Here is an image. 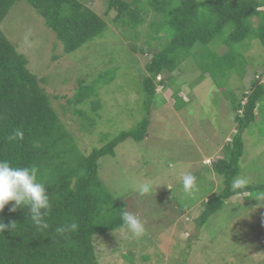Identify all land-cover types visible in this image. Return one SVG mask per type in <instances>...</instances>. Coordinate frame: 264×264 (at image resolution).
Wrapping results in <instances>:
<instances>
[{"label": "rangeland", "instance_id": "rangeland-1", "mask_svg": "<svg viewBox=\"0 0 264 264\" xmlns=\"http://www.w3.org/2000/svg\"><path fill=\"white\" fill-rule=\"evenodd\" d=\"M77 1L101 16L106 25L71 52L64 51L44 18L25 0H17L9 8L0 27L24 54L28 68L43 78L52 107L84 154L120 132L134 129L144 118L149 120L142 140L127 138L116 145L113 156L104 155L98 161L100 178L118 201H126L128 212L136 214L146 228L140 239L133 238L126 228L95 235L99 263L264 264V193L230 197L201 226L195 222L202 202L222 188L211 163L223 155L236 128L228 93L240 98L252 80L264 82L262 44L251 40L238 45L246 54L253 53L249 47L257 52L253 67L249 62L239 76L238 68L244 69V65H236L237 72L227 77L228 87L222 88L214 80L215 72L204 68L210 63L200 54L194 56L199 47L193 46L172 75L165 77L167 84L156 83V96L147 106L142 88L145 65L151 51L168 42L159 24L147 27L150 16L154 21L161 18L152 11L153 1L139 0L145 22L135 30L115 20L117 11H107V0ZM257 21L254 18L252 23ZM203 49L221 54L227 46L214 38ZM218 79L224 80L220 74ZM78 80L85 85L95 82L96 108L91 107L90 99L78 105L67 103ZM74 107L88 113L94 125L83 122L72 112ZM258 108L255 122L242 134L244 152L235 177L247 183L264 181V132L258 130L262 128ZM187 172L197 177V190L192 195L182 186L181 175ZM144 182L156 186L155 192L141 196L133 190L134 185Z\"/></svg>", "mask_w": 264, "mask_h": 264}, {"label": "trees", "instance_id": "trees-1", "mask_svg": "<svg viewBox=\"0 0 264 264\" xmlns=\"http://www.w3.org/2000/svg\"><path fill=\"white\" fill-rule=\"evenodd\" d=\"M16 1L0 0V23ZM25 1L44 18L65 52L77 49L101 33L106 25L101 16L77 0ZM152 1V11L159 13L161 18L154 21L150 16L147 27L159 24L166 32L168 42L159 50L151 51L145 65L147 75L142 80V88L147 106L156 96V83L167 84L166 78L172 75L193 46L199 47L194 56L200 54L210 63L203 66L215 72L214 80L220 83V88L228 87L227 77L236 71V65H244V69L238 68L239 76L249 62L253 67L256 51L249 47L253 53L246 54L238 45L257 40L264 47V0ZM138 2L107 0V11L114 8L117 11L115 20L119 19L123 26L135 30L137 25L145 22L143 7ZM254 18L258 19L255 25L252 23ZM214 38L224 42L226 52L201 51ZM163 72L166 75L163 76ZM219 74L223 76V82L218 79ZM43 81L28 68L24 54L16 50L0 27V160H8L13 166H37L51 201L50 212L45 217L47 228L35 226L27 209L10 212L14 202L0 213V220L5 224L16 223L15 229L0 233V264H100L93 237L123 228L120 215L128 208L126 201H118L100 178L98 161L104 155L113 156L116 145L127 138L142 140L149 120L144 118L134 129L122 131L101 147L84 154L72 131L65 127L52 107ZM97 90L95 82L85 85L83 80H78L67 103L78 105L90 99L91 107L96 108L94 95ZM235 96L229 91L235 132L224 146L223 155L211 163L222 188L217 195L202 202L201 213L195 220L197 226L230 197L264 193V181L232 187V181L240 172L239 160L244 152L242 134L255 122L257 107L262 126L258 130L264 132V82L256 78L246 93L240 98ZM72 112L88 125H94V120L82 109L74 107ZM17 130L22 137L10 139ZM59 228L64 231H57Z\"/></svg>", "mask_w": 264, "mask_h": 264}, {"label": "clouds", "instance_id": "clouds-1", "mask_svg": "<svg viewBox=\"0 0 264 264\" xmlns=\"http://www.w3.org/2000/svg\"><path fill=\"white\" fill-rule=\"evenodd\" d=\"M160 75L157 76V79ZM240 114L241 111L239 110ZM22 137L18 130L13 137ZM40 170L37 166H13L8 160H0V213H2L10 202H14L9 208L10 212L18 209H27L31 221L38 228H47L45 217L51 209L50 196L44 180L39 178ZM183 190L186 194L192 195L197 190V177L190 172L181 175ZM247 184L244 178H235L232 181L233 188H239ZM155 187L151 183H138L133 186V190L141 196L150 195L155 192ZM121 227L126 228L131 236L136 239L142 238L146 233L144 222L134 213L124 211L121 213ZM16 223L5 224L0 220V233L15 229ZM76 227L75 224L72 225ZM63 232V228L57 229Z\"/></svg>", "mask_w": 264, "mask_h": 264}]
</instances>
